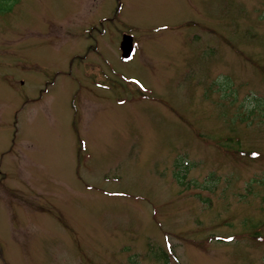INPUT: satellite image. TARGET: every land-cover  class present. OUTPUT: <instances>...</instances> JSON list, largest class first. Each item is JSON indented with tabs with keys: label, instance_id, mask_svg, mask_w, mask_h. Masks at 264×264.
Listing matches in <instances>:
<instances>
[{
	"label": "rangeland",
	"instance_id": "374dc122",
	"mask_svg": "<svg viewBox=\"0 0 264 264\" xmlns=\"http://www.w3.org/2000/svg\"><path fill=\"white\" fill-rule=\"evenodd\" d=\"M256 100L264 0L0 6V264H264Z\"/></svg>",
	"mask_w": 264,
	"mask_h": 264
},
{
	"label": "water",
	"instance_id": "95a60500",
	"mask_svg": "<svg viewBox=\"0 0 264 264\" xmlns=\"http://www.w3.org/2000/svg\"><path fill=\"white\" fill-rule=\"evenodd\" d=\"M133 40L127 36L123 38V43L121 45V51L123 52V58L128 59L133 52Z\"/></svg>",
	"mask_w": 264,
	"mask_h": 264
},
{
	"label": "trees",
	"instance_id": "16d2710c",
	"mask_svg": "<svg viewBox=\"0 0 264 264\" xmlns=\"http://www.w3.org/2000/svg\"><path fill=\"white\" fill-rule=\"evenodd\" d=\"M12 0H0V6H1V10L3 9H6V6L8 4L11 3ZM257 101V100H256ZM257 109H260V110H264V101H260L259 100L257 101V105L254 106V110L257 112L258 110Z\"/></svg>",
	"mask_w": 264,
	"mask_h": 264
}]
</instances>
